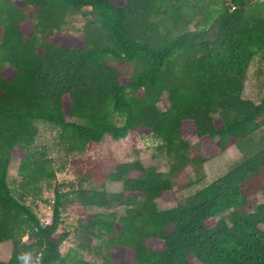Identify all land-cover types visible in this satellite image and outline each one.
Returning <instances> with one entry per match:
<instances>
[{"label":"trees","instance_id":"obj_1","mask_svg":"<svg viewBox=\"0 0 264 264\" xmlns=\"http://www.w3.org/2000/svg\"><path fill=\"white\" fill-rule=\"evenodd\" d=\"M76 13L86 17L79 46L61 32ZM255 57L264 62V0H0V243L11 245L0 264H26L29 256L34 264H90L61 257L68 233L54 237L61 212L74 203L123 207L116 219L88 214L80 227L86 241L105 238L102 264H264V142L252 139L264 127V95L256 104L241 97ZM65 105L74 121H66ZM35 122L58 129L67 153L104 136L146 131L168 169L117 163L106 178L120 183L118 193H64L55 184L50 219L41 224L23 201L51 189L56 171L42 151L31 150ZM185 122L219 153L232 145L247 153L158 210L155 200L186 167L194 179L185 187L203 178L207 159L190 154ZM14 149L23 153L16 189L7 182ZM150 240L162 248H150Z\"/></svg>","mask_w":264,"mask_h":264},{"label":"rangeland","instance_id":"obj_2","mask_svg":"<svg viewBox=\"0 0 264 264\" xmlns=\"http://www.w3.org/2000/svg\"><path fill=\"white\" fill-rule=\"evenodd\" d=\"M85 11V10H83ZM86 20L81 13L67 16L65 24L61 28L63 35L73 37V44L80 45L81 28ZM216 23H213L214 30ZM26 32L30 29L27 27ZM211 36V35H210ZM264 95V62L259 61L256 57L250 62L246 73V79L243 85L241 97L250 100L254 104L258 103ZM157 106L162 109L163 103L160 101ZM66 121H74L68 115L65 105ZM215 126H219L220 122L215 115ZM37 135L31 147L32 151L43 152V157L52 161V168L55 169V179L51 183V189L44 190L39 199L32 201L25 198L24 205H28L41 224L48 223L50 219V205L52 201V188L55 184L61 185L60 192L68 193L76 189L85 190H104L107 193L120 192V183L109 182L106 175L113 171L117 163L139 161L143 167H153L158 172L165 173L168 169L165 157L157 147L159 143L153 140L146 131H138L129 133L124 139L111 140L108 136H104L98 144H89L81 153H67L63 145L57 143L58 129L50 125L35 122ZM183 139L190 146V154L206 157V161L201 166L202 180L192 186L185 187L186 183L194 179L192 170L186 167L185 170L177 175L172 181L171 191L163 192L161 196L155 200L158 210L168 209L183 201L187 196L193 194L196 190L204 187L211 181L223 175L233 165L238 163L247 151L243 153L235 146H230L222 153H219L207 139H197L193 132L190 122L183 125ZM255 143L264 142V127L259 129L252 135ZM23 153L21 150L14 149L9 158L7 170V182L10 186L19 184L16 176L17 163L21 159ZM15 188V189H16ZM256 203L262 202L259 196L254 198ZM111 213L114 219L123 214V207H113L110 210L98 209L94 207H81L74 203L68 205L61 212V223L54 234L57 237L60 233H68L67 238L60 243L58 249L61 257L66 254L76 258L85 260L90 264H102L103 257L106 252L102 247L101 239L91 238L86 241L81 225H84V219L88 214L92 213ZM215 220L207 222L208 227H212ZM264 233V227L259 226ZM24 240V239H23ZM148 246L152 249L160 250L162 245L159 241L150 240ZM10 242L0 243V261L4 262L10 254ZM28 263L32 262V257H28Z\"/></svg>","mask_w":264,"mask_h":264},{"label":"crops","instance_id":"obj_3","mask_svg":"<svg viewBox=\"0 0 264 264\" xmlns=\"http://www.w3.org/2000/svg\"><path fill=\"white\" fill-rule=\"evenodd\" d=\"M3 243H4V242H3ZM6 255H7V256H8V258H9V255H10V254L8 255V252H7V251H6ZM6 261H7V260H6ZM4 262H5V261H4Z\"/></svg>","mask_w":264,"mask_h":264}]
</instances>
